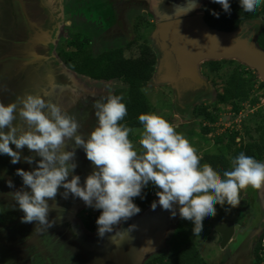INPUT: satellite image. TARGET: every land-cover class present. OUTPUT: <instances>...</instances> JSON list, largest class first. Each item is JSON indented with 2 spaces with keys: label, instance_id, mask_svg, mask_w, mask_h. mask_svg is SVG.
Instances as JSON below:
<instances>
[{
  "label": "clouds",
  "instance_id": "9594fccd",
  "mask_svg": "<svg viewBox=\"0 0 264 264\" xmlns=\"http://www.w3.org/2000/svg\"><path fill=\"white\" fill-rule=\"evenodd\" d=\"M211 2L221 5L225 13H231L229 0ZM239 3L243 11L251 13L261 0H239ZM211 14L217 19L220 16L215 11ZM122 100V96L110 95L93 103L97 126L87 139L83 134L77 135L80 125L74 116L42 96L25 94L6 106L0 102V154L7 155L12 164H17L22 159L21 152L14 151L10 145L17 150L26 146L41 158L33 171L17 169L15 173L31 190L21 188L11 193L24 213L22 223L38 222L46 230L52 227L56 221H49V213L64 212L55 203L58 190L63 188L64 199L71 194L87 207L101 210L96 225L102 238L122 221L141 212L133 199H143L142 190L151 182L159 189L156 192L158 201L151 204V209L155 211L159 205L162 210L170 211L174 218L177 215L174 205L178 204L180 218L192 221L193 235H200L204 219L216 216L215 205L223 207L227 204L236 208L242 190L249 187L264 189V162L240 153L232 161V170L224 171L222 178L209 164L201 167L197 150L172 123L156 114L138 117L143 125L139 140L143 151L138 152L129 139V134L138 130L120 123L127 115ZM18 119L20 123L14 124ZM71 140L75 141L76 147L83 148L86 158L96 169L87 176L84 186L77 175L68 179L77 167L73 162L75 149L64 150ZM23 160L31 165L35 157L25 156ZM7 186L14 187L11 180ZM49 200L53 201L51 205ZM61 218L57 216V219ZM136 227L131 225L127 231Z\"/></svg>",
  "mask_w": 264,
  "mask_h": 264
},
{
  "label": "rangeland",
  "instance_id": "374dc122",
  "mask_svg": "<svg viewBox=\"0 0 264 264\" xmlns=\"http://www.w3.org/2000/svg\"><path fill=\"white\" fill-rule=\"evenodd\" d=\"M136 1L129 3L125 0H28V2L30 3V7H28L26 4V7L23 4L21 9L19 6L17 7L19 13L26 14L28 20L32 21V23L34 24L38 23V26H41V21L47 18L50 19L52 23L58 22V24H62V30L56 35L51 34L50 41L52 42L54 47H58L56 56L58 58V61H60V63L62 64L59 65V71H64V73L70 75L72 79H74V82H70V84L65 83L66 85H69V87L66 88H64V86L61 87V85L55 86L54 93L49 95V99H47L46 101H51L54 104H58L62 108V110L67 112L69 115L74 116L80 125L77 131V135L83 134L85 139L86 127H84V123L88 122L89 120L94 124L89 129L95 128L97 126L95 109L92 107L93 103L97 100H100L101 97L116 95L122 96L123 100L121 102L125 104L128 98L129 90L126 85L120 80L110 82L95 81L78 75L68 68L64 60L61 58L60 52L72 51L70 48V42L73 40L72 33H74V28L75 32L80 33L79 37L76 38L78 43L88 41L89 38L90 43H88L87 45L89 46L88 48L90 49V51L94 53V55L101 53L105 49L109 50L115 48L123 49L124 57L126 59H137L142 56L143 52L146 49H149L152 53H156L158 58L159 56L157 54V50L155 49V42L152 39V35L157 29L158 23L170 17H174L176 13L180 12L190 14L198 13L204 14L206 16L207 11L213 6L217 5L216 3L211 2V0H176V4L174 5V7L172 9H167L168 7L165 8L162 5L165 3L170 4L169 0ZM105 16L107 17L105 18ZM135 17L137 20H134ZM114 19L120 25L119 27L117 26L110 29V26H108L107 24L113 23ZM259 20L261 22L258 27H262L263 29L264 17L262 16ZM136 23H138L139 26V29L137 28L138 30H136ZM244 23L240 27H242ZM258 27L256 28L257 31L259 30ZM110 36V43H108V37ZM112 40H115L116 42H112ZM54 47L52 46V48ZM36 48L37 47H34L35 51ZM52 48L50 47V49ZM53 54L55 56V53ZM38 55L41 54L39 53ZM42 56L49 57L45 54H43ZM235 62L221 61V64L219 65L220 70L217 72L212 71L211 67L208 66L211 62H207L201 66V74L204 78L207 79L214 95L208 96L207 98H205V100H202L200 104L204 105V107L208 104L213 105L218 98V94L224 93L226 82L229 80L232 72L236 68H238L239 70L243 69L241 66H239V62ZM247 69L251 71L249 68ZM251 72L253 73V75H255L254 95L260 97V101L255 106L251 105L250 102L244 103L243 110H241L240 113H236L234 110L235 108L232 105H219L218 107L220 108V110L217 112V114L219 115L220 120L217 126H215L214 130L209 134H205L204 129H212L214 125L206 121L201 122V119L199 118H194V107H192V109H190V111L188 112L185 111V113H183L182 109L181 111H179L177 109V94L170 86L158 83L157 80H155V78L153 77V79L143 89V92L145 93L152 106L153 111L151 114L159 115L172 123L176 131L180 134H183V136L197 150V154L201 157L207 153L215 152V141L218 136L226 133L228 130H241L243 124H245V120L250 118L253 114L259 112L260 109L264 108V87L261 86V83L264 82L259 78L257 73H255L254 71ZM16 91H19V96L22 94V88ZM59 97H62V99ZM0 100L5 101V95H1ZM103 102H106V100ZM212 110L213 108L211 107L210 111ZM44 111L47 112L48 110L45 109ZM15 122L20 123L19 120ZM142 132L143 131H136L135 133L138 134L137 136L141 138ZM131 138L133 139V137ZM139 140L140 139H137V141L133 140L134 142H132L133 145L140 150L142 149V147L139 144ZM10 146L12 148L14 147L13 150H17L15 149L14 145ZM74 149L75 159H77L78 161L75 163L80 166L82 170L87 174H85L86 176L79 174L80 184L81 186H84V182L87 176H89L96 169L95 166L92 163L88 162V159H86L85 151L83 150V148L74 147ZM19 151L22 152L21 150ZM28 153L31 156L33 155V152L30 150ZM3 155L4 154H2V156ZM5 156L6 158L5 161L2 162V166L3 164L8 163V167H4V170L16 172V169H22V160L17 164H12L11 158L7 155ZM38 162L39 161L37 160L36 163H33L31 165L27 163L25 167L26 169H34L37 167ZM26 191L30 192L31 190L28 188L26 189ZM63 192L64 191L61 190V188L58 190V194L55 198V203L59 208L64 209V212L61 210H57V212L54 211V213L52 211V213H50V215L48 216L50 222L53 220L56 221V223L53 224L52 227L46 230L43 229L42 226L36 224V222L22 223L21 218H19V220L16 219V222L18 221L19 224H22L24 227L38 233L41 236L40 238L47 244L46 251L62 260H65V252L70 247V244L67 245V243H60L55 241L57 240V235L53 232L54 226H56L58 223H61L58 221L59 219L57 220V215L68 216V218L72 219V222H70L71 220L66 221L67 226H69L73 230L74 235L78 237L79 244L75 243L74 245H76L81 250V253L84 255L86 260L92 264H104L105 260L107 259L111 261L107 264H113L114 262L121 261L123 259V255L121 252H133L127 258L130 264H143V262L145 263L148 259H151L153 257L161 256V258H163L162 255H164V253L160 250V248H162L164 245V250L167 251L166 253H169L168 250L170 248L166 243L161 244L160 238L165 233L164 240H166L168 238L169 232L171 230H174L175 228L176 234L172 239L175 245L181 244L183 242L182 238H184V241L188 238H191V240L195 242L202 258L208 264H216L213 261H215L214 258L218 254H220L221 246H218L219 238L216 236V232L213 229L214 222L225 223V221L227 220L237 221L238 219H241V217L237 218L241 214L245 219L249 218L251 204L253 201L256 202V199L253 197L257 195V192L251 187H249L247 190H242L240 193V205L236 207L241 208V211H239L238 213H236V211L234 210L236 208H231L227 204H225L223 207L219 204L215 205L217 214L214 218L206 217L204 219L203 231L200 235H193L192 229L194 227V224L192 221H187L180 218L179 205L177 204L174 205V209L177 212V215L174 218L172 217L170 211L162 210L159 205H157L155 211H153L151 209V206H149L146 210L141 211L139 214L133 216L128 221H122L118 226L114 227L113 232L105 233L104 237L101 238L98 235V232L92 233L86 230L84 227V223L87 220L86 217H90L92 211L91 208L87 207L81 199L74 198L71 194H69L71 200L64 199L61 195ZM259 194L262 198L261 201H258V203H262L264 205V189L259 190ZM155 201H158V197H156ZM48 203L51 205L53 201L49 200ZM245 203L249 205L244 206ZM156 213L161 214L162 220L164 218L167 220V225H164V231L163 228H160L161 233H157L159 226L156 227L155 231L153 229V233H155L158 238H156L155 236L154 238H152V241L147 240L146 244L148 245V247L145 249H141L139 253H137L139 248H135L131 245H127L128 247L122 250V248L126 246L124 244H126L127 242H131L130 232L128 233L130 235L128 236V238L124 237V235H126L124 231H122V235H116V233L121 232L120 229L122 227L126 225H135L138 221L145 219L146 215L151 214L155 216ZM261 224H264V219ZM138 225H136V228L141 232L137 233V235L135 234L134 237H131L136 239V245L140 247L143 245L145 239L144 236L146 237V230L145 228L139 229L141 224L139 226ZM167 229L169 232L167 231ZM166 231L168 232L167 234ZM47 236H50V241L48 240V242L46 241ZM141 237H143L142 241ZM151 242L153 244V249L147 251V249L151 247ZM156 243L157 248H159L158 251L155 249ZM14 247L15 250L19 252L21 251L18 245H15ZM135 249H137V251H135ZM15 250L11 251L10 249H0V260L7 259L10 257V255H12L15 259H11L6 264H30V261L28 263V260H26L23 254H19ZM142 256H144V259L141 262L140 258ZM156 264H158V262Z\"/></svg>",
  "mask_w": 264,
  "mask_h": 264
},
{
  "label": "flooded vegetation",
  "instance_id": "af4514ba",
  "mask_svg": "<svg viewBox=\"0 0 264 264\" xmlns=\"http://www.w3.org/2000/svg\"><path fill=\"white\" fill-rule=\"evenodd\" d=\"M35 1V0H34ZM39 1V0H36ZM127 2H135L136 0H125ZM173 1V4H172ZM138 2V1H136ZM166 2V1H165ZM169 3H165L162 6L167 9H172L174 5L176 4V0H169ZM22 3V4H20ZM27 5L30 7V3L28 0H0V96L5 95L6 100L1 101L5 104V106L8 104V102H14L17 97H22L25 94H32L36 96H42L45 100L49 99V95L53 94L55 91V86L61 85V87L64 86V88L69 87V85H66L65 83L74 82V79L70 75H67L64 73V71H59L60 68V61H58V58L56 56V53L58 51V47H54L52 42L50 41L51 34H58L62 30V24H58V22L52 23L50 19H43L41 21V26H38V23L36 24V38H40V42L38 45H36V51L37 55L40 53L41 55L45 54L49 57H46V59H43L41 61H36L27 67V69L24 71L22 75H19L20 73L17 72V66L19 65L20 60L25 58L27 56V48H28V35L29 30L31 29L30 26H28L26 22V17L23 13H19L17 7L19 6L20 9L22 8V5ZM109 4V3H108ZM120 4V3H119ZM132 4V3H131ZM143 4V3H140ZM25 5V7H26ZM113 8V7H112ZM125 8V6H124ZM30 9V8H29ZM29 15V14H28ZM107 16H105L106 18ZM137 17V16H136ZM134 18V20L136 19ZM137 20V19H136ZM137 24V23H136ZM108 26H110V29L114 27H119V23L116 22L114 19L113 23H108ZM115 25V26H113ZM258 25H256L253 21H247L244 23L243 28V36H248L253 30H256ZM50 30V31H49ZM49 31V32H47ZM50 37L48 36V34ZM109 40L107 41L110 43V37H108ZM112 42H116L115 40H112ZM122 42V41H121ZM106 43V42H105ZM51 44V45H50ZM52 46L54 48H52ZM50 47L52 49H50ZM54 51V52H53ZM55 53V56L54 54ZM13 55L14 58L10 59ZM17 56V58H16ZM39 56V55H38ZM10 57V58H9ZM23 57V58H22ZM29 57V56H27ZM31 58V57H29ZM34 58V57H33ZM62 65V64H61ZM72 71V70H71ZM60 87V89H61ZM22 88V94L19 96V90ZM15 90V91H14ZM12 91V92H11ZM212 88L208 90L203 91H196V92H188L183 99L177 98L178 106L180 109H182L183 113L190 111L192 107H195L200 104L202 100H205L208 96L214 95L212 92ZM60 94V93H59ZM61 95V94H60ZM58 97V96H57ZM62 99V97H59ZM201 105V104H200ZM19 120V119H18ZM16 123V122H15ZM14 123V124H15ZM94 124L91 123L89 120L88 122L84 123V127H86V139L88 138L89 134L94 130V128L89 129ZM7 129H5V132ZM90 132V133H89ZM11 147V146H10ZM75 141L71 140L68 142L65 151H71L74 150ZM14 148V147H13ZM27 150V151H26ZM15 151V150H14ZM19 151V150H16ZM21 168L24 171H33L34 169H26V162H24L23 157L25 156H31L29 155V150L25 146L24 149L21 150ZM26 151V152H25ZM35 157V162L38 160L40 161V157L36 155V153H32ZM86 156V153H85ZM6 156L0 154V249H10L11 251L15 250V245H18L21 251H17L19 254H23L26 260H28V263L30 261V264H92L89 263V261L86 260L84 255L81 253V250L74 245L75 243H78V237L74 235L73 230L67 226L66 221L72 222V219L68 218V216L64 215H57L62 216L61 219H57L59 222L56 226H54V234H56L55 241L67 243L70 244V247L65 252V260H62L58 258L57 256L51 255L49 258L45 261L43 256H39L37 252L35 251H28L25 249V246L20 241V238L16 239L18 232L22 231L21 224L16 222V219L19 220V218H22L24 216V213L19 209L18 204L13 200V197L11 193L20 190L21 188L28 189L23 185L22 178L18 175H16L15 171L11 172L10 170L6 171L4 170V167H8V163L3 164L2 162L5 161ZM87 159V158H86ZM74 163L78 162L77 159L74 157ZM88 162H90L88 160ZM91 163V162H90ZM89 164V163H88ZM17 170V169H16ZM82 170L80 166L77 165L75 171L69 175V181L71 180L73 175L80 176L79 174H82L83 176H86L87 174ZM86 174V175H85ZM8 180H11L14 187L9 188L7 186ZM61 190L64 191L63 188ZM257 192V195L253 198L256 199V202H252L253 206L250 209V217L249 220H247L241 215H239L237 218V221L227 220L225 223L221 224L224 232V235L227 237H230V240L228 242H224V237L222 234H220L218 231L214 230L216 232L217 237L219 238L218 246H224L227 248V254L224 256L221 255L219 257V262H225L228 261V264H259V257H258V249L259 244L261 240V229L264 226V224H261L264 219V205L262 203H258V201H261V197L259 194V190H255ZM69 200H71V197L68 196ZM78 199V198H77ZM74 200V198H73ZM8 204V205H5ZM237 209V208H236ZM236 213H238L241 210H236ZM241 209V208H240ZM91 215H93V208H91ZM54 212V211H53ZM52 213V211L50 212ZM49 213V215H50ZM55 213V212H54ZM89 216V215H88ZM257 217V218H256ZM259 217V218H258ZM262 217V218H260ZM57 218V217H56ZM73 218V217H72ZM256 220V221H255ZM38 224V222H36ZM233 224V225H232ZM255 224V225H254ZM83 225V224H82ZM131 225H126L120 229V231H127V229ZM74 227V226H72ZM140 229V228H139ZM98 231V230H97ZM128 232V231H127ZM140 230H137V228L130 232V235L132 237L137 235V233H140ZM92 233H97L92 232ZM126 233V232H125ZM129 234L124 237L130 236ZM130 236V241L127 242L123 249L128 247L127 245L134 246L135 248H139L137 253L141 249H145L148 247L146 244V241H152L151 236L149 238L144 236V242L143 245L138 247L136 245V239L132 238ZM50 236H47L46 241H50ZM126 238V239H127ZM141 237V241H142ZM52 244V243H51ZM133 247V249H134ZM17 248V247H16ZM152 249L149 247L147 251H150ZM25 251V252H24ZM1 252V251H0ZM123 255V259L118 262H114L113 264H130L127 258L131 255V253L121 252ZM227 256V257H226ZM6 258V257H5ZM14 260V256L10 255L7 259L0 260V264H6L10 260ZM141 262L144 259V256L141 258ZM109 259L105 260L104 264H107ZM171 264L168 259L159 257H153L151 259H148L143 264Z\"/></svg>",
  "mask_w": 264,
  "mask_h": 264
},
{
  "label": "trees",
  "instance_id": "16d2710c",
  "mask_svg": "<svg viewBox=\"0 0 264 264\" xmlns=\"http://www.w3.org/2000/svg\"><path fill=\"white\" fill-rule=\"evenodd\" d=\"M229 3L231 5L230 14L225 13L219 4L207 11L205 19L210 27L222 31H233L244 22L259 20L262 16L264 17V0H261V4L251 13L243 11L239 0H229ZM212 11L220 13L218 19L211 14ZM137 28L139 29L138 23L136 30H138ZM258 31V43L264 49V28L262 29L261 27ZM72 35L73 40L70 42L72 51L60 52V56L65 64L76 74L95 81H122L128 88L129 94L125 102L127 115L120 123L126 124L129 128L143 131V125L139 122L138 117L141 114H151L153 111L143 89L154 77L158 64L156 53H152L149 49H146L140 58L126 59L123 49L113 48L109 50L105 49L101 53L94 55L87 45L90 43L89 38L88 41L78 43L76 38L79 37L80 33L75 32V28ZM155 49L157 50V47ZM157 54L159 56L158 50ZM220 64V62H211L208 66L211 67L212 71L217 72L220 70ZM239 66L243 69L239 70L236 68L232 72L229 80L226 82L224 93L218 94V98L213 105L208 104L204 107L201 104L194 107V118H199L201 122L206 121L215 126L220 120L217 114L220 110L219 105H232L236 113H240L243 110L244 103L250 102L253 106L257 105L261 98L254 95L255 75L247 67L240 64ZM261 86L264 87V83H261ZM211 107L213 108L212 111H210ZM177 109L181 111L178 105ZM204 130L205 134H209L214 129L207 128ZM137 135L135 132H132L129 134V139L137 141V139H140ZM215 145V152L201 156L200 164L201 167L205 163L209 164L222 178L224 171L232 170V161L240 153L251 156L259 162H264V108L245 120V124H243L241 130H228L226 133L218 136ZM134 148L138 152L143 151V149L139 150L135 146ZM157 191L159 189L149 182L148 186L142 190L144 198L136 197L133 199V203L141 211H144L155 201ZM100 214L101 210L93 209V215L86 217L87 220L85 219L86 222L84 224L88 231L98 232L96 220ZM182 240L181 244L175 245L173 243L174 248L170 257L173 264H206L192 240L189 238L185 241L182 238ZM258 257L259 264H264V232L259 244Z\"/></svg>",
  "mask_w": 264,
  "mask_h": 264
},
{
  "label": "water",
  "instance_id": "95a60500",
  "mask_svg": "<svg viewBox=\"0 0 264 264\" xmlns=\"http://www.w3.org/2000/svg\"><path fill=\"white\" fill-rule=\"evenodd\" d=\"M24 15L28 26L31 27L27 41L29 46L26 50L27 56L31 58L22 57L23 59L17 66L19 75H22L33 61L46 59L34 52V47L41 43L40 38H36L37 35H35L36 24L28 20L26 14ZM260 22V20L254 21L255 24H260ZM243 31V26L233 31L212 28L207 24L205 15L198 13L180 12L174 17L161 21L152 35L160 54L155 80L162 85L170 86L177 97L183 99L190 91L210 89L207 79L201 74L202 65L207 62L236 61L257 73L264 82V49L258 43V31L253 30L245 37ZM48 36L50 37L49 34ZM12 58H14L13 55L10 59ZM138 224H141L140 229L145 228L147 238L150 236L154 238L156 235L153 229L155 231L159 226L157 233L160 232V228L164 230L167 220L165 218L162 220L161 214L156 213L155 216L146 215L145 219L138 221L135 225ZM214 228L223 235L224 242L230 240V237L224 235L221 223H215ZM21 230L16 239L20 238L26 250L37 252L40 257L43 256L45 261L49 256L51 257L52 254L46 251V242L40 238L38 233L24 226ZM125 232L128 235L129 232ZM151 245L153 249L152 242Z\"/></svg>",
  "mask_w": 264,
  "mask_h": 264
},
{
  "label": "crops",
  "instance_id": "0c3cea01",
  "mask_svg": "<svg viewBox=\"0 0 264 264\" xmlns=\"http://www.w3.org/2000/svg\"><path fill=\"white\" fill-rule=\"evenodd\" d=\"M261 197V196H260ZM262 198V197H261ZM263 201V200H262ZM240 205V204H239ZM248 206L249 204H247V203H245L244 204V206ZM252 206H253V204H251V208H252ZM250 208V209H251ZM237 209H239V210H241L240 208H237ZM264 213V212H263ZM249 214V213H248ZM247 220H249V218H247L246 219V222H247ZM215 223H221V224H223L222 222H214V224ZM214 224H213V229L215 230V228H214ZM85 227V226H84ZM177 227V226H176ZM85 229H86V227H85ZM87 230V229H86ZM176 228L174 229V230H171L170 232L168 231V229H167V231L169 232V235H168V238L166 239V240H164V234H163V236L160 238V243L162 244V243H166L168 246H169V253H166L167 251L166 250H164V245H163V247L162 248H160V250L164 253V255H162L163 256V259L164 258H166V259H168V261L171 263V264H173V262L171 261V254H172V252H173V241H172V239H173V237L175 236V234H176ZM164 231V230H163ZM162 231V232H163ZM166 231V234L168 233ZM263 232H264V226L262 227V229H261V236H262V234H263ZM217 236V235H216ZM162 238H163V240H162ZM189 239H191V238H189ZM192 242L195 244V242L192 240ZM195 246H196V244H195ZM197 247V246H196ZM157 251H158V249L159 248H157V246H156V248H155ZM198 249V248H197ZM159 250V251H160ZM221 252H220V254H218L214 259H215V261H213V262H215L216 264H228L229 262L228 261H226L225 260V262H219V257L221 256V255H223L224 256V254L226 255L227 254V248H225L224 246H221ZM198 252H199V250H198ZM199 254H200V252H199ZM200 256H201V254H200ZM202 257V256H201ZM227 257V256H226ZM204 260V259H203ZM205 261V260H204ZM206 262V261H205ZM206 264H208L207 262H206ZM237 264V263H236ZM238 264H240V263H238Z\"/></svg>",
  "mask_w": 264,
  "mask_h": 264
}]
</instances>
